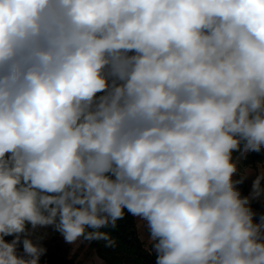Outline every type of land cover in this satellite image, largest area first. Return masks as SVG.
<instances>
[{"label": "clouds", "instance_id": "obj_1", "mask_svg": "<svg viewBox=\"0 0 264 264\" xmlns=\"http://www.w3.org/2000/svg\"><path fill=\"white\" fill-rule=\"evenodd\" d=\"M262 151L264 0H0V264L126 213L154 264H264Z\"/></svg>", "mask_w": 264, "mask_h": 264}, {"label": "trees", "instance_id": "obj_2", "mask_svg": "<svg viewBox=\"0 0 264 264\" xmlns=\"http://www.w3.org/2000/svg\"><path fill=\"white\" fill-rule=\"evenodd\" d=\"M236 154L239 155L238 153ZM263 160L264 151L260 153L250 152L245 162L255 165ZM241 191L242 195L247 196L251 193L252 186L249 188L243 186ZM252 204H255L254 200L251 203V207ZM255 218H259V214ZM101 231L109 233L110 238L115 242L113 246L107 247V242L104 240L82 241V243L84 246L94 250L107 264H154L155 255L150 254V248H147L141 239L136 217L126 213L125 218L117 222L115 229L104 228ZM59 235L61 234L51 227L37 230L35 236L43 237L40 243L46 249L45 254L40 257L39 264H80L76 256L67 259L59 255L56 241ZM35 236L33 237L34 240ZM12 238L11 236L6 237L9 241ZM20 251H22V245Z\"/></svg>", "mask_w": 264, "mask_h": 264}, {"label": "rangeland", "instance_id": "obj_3", "mask_svg": "<svg viewBox=\"0 0 264 264\" xmlns=\"http://www.w3.org/2000/svg\"><path fill=\"white\" fill-rule=\"evenodd\" d=\"M237 155V154H236ZM138 232L141 239L143 240L145 246L150 248L148 244V232L144 225V222L136 218ZM58 253L67 259L76 256L77 261L80 264H107L102 258H100L97 253L90 249L88 246H84L82 241H79L76 245L67 243L62 235L56 238Z\"/></svg>", "mask_w": 264, "mask_h": 264}, {"label": "crops", "instance_id": "obj_4", "mask_svg": "<svg viewBox=\"0 0 264 264\" xmlns=\"http://www.w3.org/2000/svg\"><path fill=\"white\" fill-rule=\"evenodd\" d=\"M240 175H245L250 173L244 182L238 185V188L241 190L243 186L249 188L252 186L253 181L260 171H264V160L257 162L255 165L251 163H246L245 159H242L239 164ZM239 178V177H237ZM261 186L264 187V182H261ZM242 193V191H241ZM255 204H252L253 210L258 214H264V195H261L258 199H255ZM256 221H259V218H255Z\"/></svg>", "mask_w": 264, "mask_h": 264}]
</instances>
